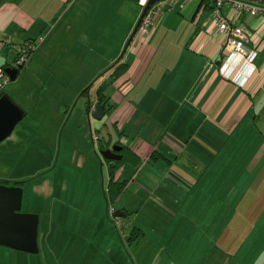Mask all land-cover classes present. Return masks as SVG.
<instances>
[{"label": "crops", "instance_id": "1", "mask_svg": "<svg viewBox=\"0 0 264 264\" xmlns=\"http://www.w3.org/2000/svg\"><path fill=\"white\" fill-rule=\"evenodd\" d=\"M119 5L128 6L129 1L0 0V72L4 69L0 92L7 89L14 97L12 89L21 87L20 73L43 53L63 52L62 44L68 54L73 43L91 46L97 59L112 53L95 74L111 69L143 13V8L136 10L129 26L122 32L114 28L112 36L107 33L110 28L102 26L109 25ZM175 9L192 14L190 21L178 19L171 28L184 25V33L159 35ZM212 12L204 0L179 2L158 17L157 22L162 21L158 30L128 47L122 62L129 68L113 84L110 101L115 107L104 116L109 115L120 136L115 138L107 123L103 139L130 147L134 161L116 173L129 183L115 209L109 206V181L105 184L103 178L105 195L91 191V209L87 204L72 211L76 197L64 195L51 200L48 215L37 207L32 210L40 215L39 253L47 261L264 264V17L239 13L231 5L222 7L225 17L249 31L246 47L258 52L255 70L247 75L242 69L239 81H234L221 72L225 45ZM30 39H39L40 44L12 80L6 69L17 67L21 48ZM180 39L182 49L165 46L166 41ZM66 40H71L69 45H64ZM96 102L97 98L94 111ZM175 117L198 118L203 124L193 133L184 128L185 134L176 138L168 130ZM230 144L241 152L231 155L228 163L219 162ZM23 174L0 179L24 181L20 185L24 188ZM165 189L169 195L162 193ZM116 211L123 215L115 216ZM134 229L142 236L130 242Z\"/></svg>", "mask_w": 264, "mask_h": 264}, {"label": "rangeland", "instance_id": "2", "mask_svg": "<svg viewBox=\"0 0 264 264\" xmlns=\"http://www.w3.org/2000/svg\"><path fill=\"white\" fill-rule=\"evenodd\" d=\"M128 1V6L119 5L117 12L115 10L113 19L109 21V25H113L102 26L104 30L110 28L107 32L109 35H115L112 34L114 28L121 32L125 30L129 26L127 21L136 10L143 8L144 11L141 0ZM213 1L216 5V0ZM161 14L154 17L151 34L160 28L162 21H157L161 20L158 19ZM169 14L159 35L184 33V25L173 30L171 28L178 25V19L181 22L185 18L190 21L192 14H183L178 9L170 11ZM79 28L81 32L83 27ZM134 39L135 37L131 46ZM38 40L37 43L34 42L35 48L40 44ZM70 42L71 40H66L64 45H69ZM165 44L168 48L179 50L183 48L184 41H166ZM73 45L70 54L67 53V47L63 49L62 44L63 52H58L55 56L54 52H49L50 54L43 53L37 59L35 57L22 74L20 73L18 81L21 87L16 89L22 95L12 89L18 103L26 109L27 116L17 125L13 134L0 143V177L11 178L24 173L23 176L27 178L23 203L25 212H33L37 207L43 215H46L44 212L48 215L51 200L64 195L76 197L72 211L80 210L87 204L91 209V191L98 195L104 194L103 178L105 184L109 181V164L101 154L102 145H106L104 133L109 127L115 138L120 135L113 128L109 115L97 119L94 117L93 108L89 115V103L94 107L98 86L109 80L112 73V70L108 69L101 75L95 74V71L113 55L110 52L111 54L102 59H97L91 55V46L88 48L87 44L84 47L73 43L70 47ZM40 49L45 51V47ZM159 75L160 73L156 78ZM96 77L97 83L92 85ZM116 81L108 88L110 94L115 91L112 86ZM157 81L158 79H154L153 82ZM193 121L184 120L183 117H177L176 120L175 117L171 122L173 127L168 130L176 138L184 133V128L185 133H193L203 124L202 119ZM149 126L153 128L152 123H149ZM240 152L239 147L227 145L219 162L228 163L231 155L236 156ZM180 188L185 189V186L181 185ZM167 189L162 190V193L169 195ZM130 190L133 191V188ZM85 197L89 199L88 202H80ZM76 220L79 221V218ZM0 264L56 263L54 259L47 261L41 253H29L0 245Z\"/></svg>", "mask_w": 264, "mask_h": 264}, {"label": "water", "instance_id": "3", "mask_svg": "<svg viewBox=\"0 0 264 264\" xmlns=\"http://www.w3.org/2000/svg\"><path fill=\"white\" fill-rule=\"evenodd\" d=\"M156 1L150 0L144 8L126 49L132 43L146 12ZM247 1L264 3V0ZM20 67L21 65L6 69L10 79H17ZM26 114L25 108L9 92H5L0 97V143L13 134L17 125L25 119ZM106 114L105 105L98 103L94 117L103 119ZM120 149V145H114L113 148L103 149L101 154L105 159L113 161L111 164L114 165V161L122 158V154L118 153ZM24 192V188L20 185L0 184V245L29 253H39L40 215L35 212L23 211ZM121 215L123 213L115 212V216Z\"/></svg>", "mask_w": 264, "mask_h": 264}, {"label": "built area", "instance_id": "4", "mask_svg": "<svg viewBox=\"0 0 264 264\" xmlns=\"http://www.w3.org/2000/svg\"><path fill=\"white\" fill-rule=\"evenodd\" d=\"M150 0H141L144 7L147 6ZM190 0H157L151 8L146 12L142 23L136 33L134 44L151 35L152 23L157 14L164 11L174 9L179 2H187ZM224 5H231L236 8L239 13H252L257 16L264 17V3L252 2L247 0H216V5L212 12L214 21L218 24L219 33L224 40V51L226 59L221 66L222 74L229 79L239 81L237 74L245 70L247 75H250L254 70V60L258 52L248 49L245 45V40L250 34L244 27L233 24L222 12ZM172 8V9H171ZM35 43L28 40L21 48L20 56L16 66L23 65L35 50ZM248 67V68H247ZM4 75V69L0 72V76ZM114 213V209L111 210Z\"/></svg>", "mask_w": 264, "mask_h": 264}, {"label": "trees", "instance_id": "5", "mask_svg": "<svg viewBox=\"0 0 264 264\" xmlns=\"http://www.w3.org/2000/svg\"><path fill=\"white\" fill-rule=\"evenodd\" d=\"M204 1H206V6L214 9L215 4H214L213 0H204ZM30 41L37 43V39L36 40L30 39ZM127 50L128 49H126L123 52L122 57H120L115 62L113 67L111 69L110 68L108 69V70H112V73L109 77V80L102 82L97 88V97H96L97 102L96 103L104 104L105 109L107 110L108 113L112 112L114 107H115V104L111 103V101H110L111 95L108 92V88L112 85V83H114L118 78H120L128 70L129 64H127L126 62H122V58L126 54ZM95 83H97V78L94 80L93 84H95ZM86 90L89 91V88H87ZM5 92H8L7 89L1 90L0 97ZM89 108H90V110H89V113H90L91 108H93L91 106V103H89ZM109 146H111V143H108L106 145H102L103 148H108ZM119 151L122 154V158L118 161H114L115 164L111 165L110 170H111L112 175H111V178L109 180V186H108L109 192H107V194H106L109 206L110 207L112 206L114 209H115L114 206H115L118 198L125 191L128 183H129L128 179L121 180L120 178H117L116 173L118 170L125 168V166H127L130 162L134 161V159H130V156L132 155V154H130V151H131L130 147L123 145ZM107 162L112 163L113 161L107 160ZM135 164L136 165L139 164V159L137 161H135ZM23 182L24 181H10V180H1L0 179V184L4 183V184H8V185H14V184L15 185H22ZM139 234H138V231H136L135 229L131 233H129L128 237L130 239V242H134V241H137L138 239H140L142 234H140V236H139Z\"/></svg>", "mask_w": 264, "mask_h": 264}, {"label": "flooded vegetation", "instance_id": "6", "mask_svg": "<svg viewBox=\"0 0 264 264\" xmlns=\"http://www.w3.org/2000/svg\"><path fill=\"white\" fill-rule=\"evenodd\" d=\"M107 106V105H106ZM108 107V106H107ZM106 110V109H105ZM108 113V112H107ZM111 113V112H110ZM114 147V144H111V146H109L108 148H113ZM108 148H104V149H108ZM119 154H121L120 151H118Z\"/></svg>", "mask_w": 264, "mask_h": 264}, {"label": "bare ground", "instance_id": "7", "mask_svg": "<svg viewBox=\"0 0 264 264\" xmlns=\"http://www.w3.org/2000/svg\"><path fill=\"white\" fill-rule=\"evenodd\" d=\"M90 101V100H89ZM89 117V116H88Z\"/></svg>", "mask_w": 264, "mask_h": 264}]
</instances>
